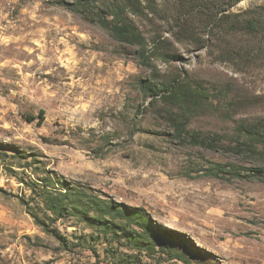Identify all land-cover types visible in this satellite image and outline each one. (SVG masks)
<instances>
[{
    "label": "rangeland",
    "instance_id": "374dc122",
    "mask_svg": "<svg viewBox=\"0 0 264 264\" xmlns=\"http://www.w3.org/2000/svg\"><path fill=\"white\" fill-rule=\"evenodd\" d=\"M56 1L0 0V264H264L253 171L264 155L191 145L175 130L227 144L242 121L264 123V0H226L217 16L200 2L184 12L139 0L127 16L142 47ZM90 1L97 12L107 3ZM157 75L184 81L191 106L143 94L137 80ZM211 163L237 174L205 175ZM111 203L120 210L102 211Z\"/></svg>",
    "mask_w": 264,
    "mask_h": 264
},
{
    "label": "trees",
    "instance_id": "16d2710c",
    "mask_svg": "<svg viewBox=\"0 0 264 264\" xmlns=\"http://www.w3.org/2000/svg\"><path fill=\"white\" fill-rule=\"evenodd\" d=\"M151 4L153 3L150 1ZM180 5L182 7H185L183 10L186 12L189 7L194 5V3L200 2L203 3L205 8L210 11L215 12V16L218 14L226 11L231 6H233L235 3H228L226 0H178ZM56 3L64 6L68 10L80 14L85 20H88L89 22L96 23L102 28L106 29L109 34L120 43H128L131 45H137L142 47L145 44V38L143 37L141 31L136 26L135 22L128 18L127 11L130 9L131 12L134 14H138L137 12L142 11L143 8L140 6L141 2L139 0H107V3L103 5L102 8H104L106 11H103L101 8L99 12L94 11L91 9V1L90 0H73L71 2L65 1V0H58ZM134 8V9H133ZM151 12V11H150ZM180 16V14L178 13ZM225 15V14H224ZM250 27H254L255 24L249 23ZM257 26V25H256ZM256 28V27H254ZM162 46V54L166 53L168 54V48L165 47L164 43L166 42L165 39L158 40ZM154 44V50L159 49L157 47V43ZM137 57L140 60V62L144 65L151 64L150 58L145 54L144 51H138ZM156 71V70H154ZM184 81L181 79H175V80H161L159 75L156 77H152L150 79H138L137 85L138 88L149 97H156L160 95L163 99H166V101H175V103L172 104V109L180 110L183 107H181L182 103L188 104V106H191L190 103H188L186 100L189 98V94L186 92V89L184 88ZM191 88V87H186ZM170 113H173V111H170ZM41 119L44 118V112L43 110L40 111ZM175 130L177 132L178 138H183L188 140V142L191 143V145H196L204 148H208L211 150L216 149H222L223 151H230L240 154H247V155H253V154H263L264 155V123H261L260 121L255 123H247L246 120L242 121L237 127H236V140L235 143H222L220 136L218 134H202L201 132L195 131L190 133L189 131L185 130L183 127L180 128L178 125H176ZM185 132L188 134V137L185 135H182L180 132ZM184 134V133H183ZM183 136V137H181ZM209 162V161H207ZM234 167L235 165H231ZM255 171L260 180L264 182V165L260 167H255L253 169ZM205 175L212 176L219 179H225L230 180L232 176H235L237 173L236 171L232 169H228L226 164L221 163H211L210 166L205 169ZM191 176V175H189ZM63 190H70L71 187H67V185H63ZM49 193V192H48ZM46 194L45 197V203L48 206V209L56 214H63L67 209L61 205L60 200L58 198L57 193H49ZM75 194L74 192H72ZM63 197H67V193H61L60 194ZM119 205H114V203L110 204L109 206L106 204H103V210L107 209H116L120 210ZM101 210V209H100ZM107 212V211H106ZM94 222L96 219H93ZM100 223H103V220H98ZM36 224H44L43 222L39 223L38 219L35 218ZM48 230V229H46Z\"/></svg>",
    "mask_w": 264,
    "mask_h": 264
},
{
    "label": "bare ground",
    "instance_id": "6f19581e",
    "mask_svg": "<svg viewBox=\"0 0 264 264\" xmlns=\"http://www.w3.org/2000/svg\"><path fill=\"white\" fill-rule=\"evenodd\" d=\"M167 226L171 227V224H168Z\"/></svg>",
    "mask_w": 264,
    "mask_h": 264
}]
</instances>
